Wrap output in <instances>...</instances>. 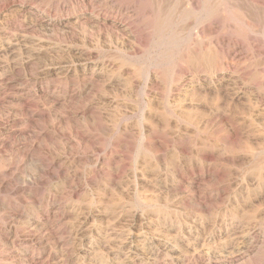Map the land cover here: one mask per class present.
Masks as SVG:
<instances>
[{"label": "rangeland", "instance_id": "1", "mask_svg": "<svg viewBox=\"0 0 264 264\" xmlns=\"http://www.w3.org/2000/svg\"><path fill=\"white\" fill-rule=\"evenodd\" d=\"M0 183V264H264V0H0Z\"/></svg>", "mask_w": 264, "mask_h": 264}, {"label": "bare ground", "instance_id": "2", "mask_svg": "<svg viewBox=\"0 0 264 264\" xmlns=\"http://www.w3.org/2000/svg\"><path fill=\"white\" fill-rule=\"evenodd\" d=\"M6 141V140H5ZM8 141V140H7ZM3 144H4V142H3ZM9 145V144H8ZM1 146H2V143H1ZM5 146V145H4ZM13 149V148H12ZM13 151V150H12ZM12 153V152H11ZM1 184V183H0ZM2 186H3V184H2Z\"/></svg>", "mask_w": 264, "mask_h": 264}]
</instances>
